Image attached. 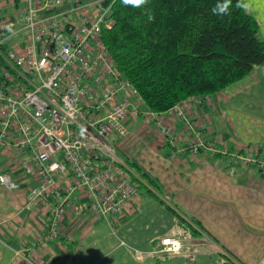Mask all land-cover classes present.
Instances as JSON below:
<instances>
[{
    "label": "built area",
    "instance_id": "1",
    "mask_svg": "<svg viewBox=\"0 0 264 264\" xmlns=\"http://www.w3.org/2000/svg\"><path fill=\"white\" fill-rule=\"evenodd\" d=\"M21 1L17 33L24 35L25 45L1 53L0 154H9L0 168V188L17 191L19 173L32 180L27 201L52 206L36 246L57 238L58 220L77 200L75 193L81 192L90 217L107 224L139 201L133 178H140L115 145L129 136L126 122L151 119L164 142L175 146L176 139L149 112L103 43V31L113 26L110 6L57 11L63 0ZM185 107L177 105L168 115L183 118ZM188 147L226 154L198 137ZM247 158L264 167L251 154L240 157ZM161 246L167 254L181 250L173 238H163Z\"/></svg>",
    "mask_w": 264,
    "mask_h": 264
},
{
    "label": "crops",
    "instance_id": "2",
    "mask_svg": "<svg viewBox=\"0 0 264 264\" xmlns=\"http://www.w3.org/2000/svg\"><path fill=\"white\" fill-rule=\"evenodd\" d=\"M100 1L63 0L62 7L57 11L85 8L92 11V7ZM241 2L244 10L258 23L259 36L264 41V0ZM22 17L21 0H0V30L10 32L0 41V69L1 53L9 49H21L25 45L26 38L17 33ZM245 93L249 96L247 114L236 112L246 110L245 107H237V99L246 98L243 96ZM232 102L234 106L228 107L232 113L230 117L226 106ZM189 111L190 121L196 130L193 129L192 133L182 132L178 121H165L166 128L182 140V147L186 142H194L198 132L207 143L225 148L232 155L236 151L235 154H242L249 147V154L258 161H264V64L255 68L244 81L191 104ZM140 119L126 122L129 136L115 141L119 154L128 162L136 163L159 182L160 190L168 191L167 198L173 204L177 193L184 192L186 198L179 202L185 205L186 210H190L193 214L191 217L204 224L214 237L221 240L223 248L231 249L234 254L259 252L256 244L251 243L252 239H248L250 234L242 235L238 231L242 222L245 229L253 231L252 238H264V167L240 163L233 157L224 159L222 155L210 154L202 148L195 153L188 146L172 154L146 119L143 118L145 123L140 129L137 128ZM219 120L223 122V131L217 127ZM5 163H8V157L0 156V168ZM17 179L21 181L17 191L7 193L0 188V264H98L103 259H109L106 264H145V260H136L134 252L150 253L159 246L161 239H177L176 235L161 236L146 225L148 213L155 207L153 200L159 203L151 196V199L143 201L141 193L137 203L125 208L122 215L110 218L109 228H113V235L106 225L90 217L85 201L79 194L81 192H78L74 195L77 200L58 220L59 232L71 238L70 244L52 239L34 246L43 230L44 220H48L51 215L52 206L29 203L26 195L32 180L25 179L19 173ZM231 206L235 207L233 212L228 209ZM174 210L176 213L177 209ZM230 213L234 215L232 220H229ZM143 216L145 218L141 223ZM147 230L150 234L146 233ZM174 231L177 233V227ZM120 242L126 246H120ZM135 244L148 249L140 251ZM261 253H264V249ZM95 258L96 263L93 262Z\"/></svg>",
    "mask_w": 264,
    "mask_h": 264
},
{
    "label": "trees",
    "instance_id": "3",
    "mask_svg": "<svg viewBox=\"0 0 264 264\" xmlns=\"http://www.w3.org/2000/svg\"><path fill=\"white\" fill-rule=\"evenodd\" d=\"M97 6H110L113 26L103 31V43L151 113L167 115L192 98L199 102L217 95L264 64L258 23L241 0H105ZM9 34L0 30V41ZM170 134L176 139L175 146L164 144L172 154L190 143L182 147V140ZM129 165L140 178H133L138 192L144 189L163 204L159 182L136 163ZM91 218L110 229V219L107 224ZM185 219L189 225L201 224L192 217ZM55 239L71 242L60 232ZM222 258L225 264H234Z\"/></svg>",
    "mask_w": 264,
    "mask_h": 264
},
{
    "label": "rangeland",
    "instance_id": "4",
    "mask_svg": "<svg viewBox=\"0 0 264 264\" xmlns=\"http://www.w3.org/2000/svg\"><path fill=\"white\" fill-rule=\"evenodd\" d=\"M104 7V6H102ZM107 7V6H106ZM93 10L98 8V6L92 7ZM91 10V9H89ZM255 95V90H253V96ZM243 96H245L246 98H241V99H237V107L241 108L245 107V109L247 108L248 105V93H245ZM143 99V98H142ZM193 101L195 100L194 98H192ZM196 102V101H194ZM194 104V103H188L187 101L185 102L186 107ZM234 106L233 102L229 103L226 106V111L227 113L230 115V117L232 116V113L228 110V107L232 108ZM184 108V117H179L177 115H172L169 116L168 114H162V115H157L156 114V120L160 121L163 126L166 128V120H173V121H178L181 124V128H182V132L188 131V127L191 126L193 127V129L195 128L194 124H192V122L190 121V111L187 108ZM236 112H241L243 114H247L248 110L246 109L245 111H236ZM251 112V111H250ZM155 114V113H154ZM252 114H254V112H252ZM146 119V118H144ZM141 121H139L140 123L137 125V128H141L143 126L142 123H145L144 120L140 119ZM147 122H149V126H151L152 128L155 127L154 122L151 119H146ZM219 125L217 126L219 131H223L221 129L222 127V120L218 121ZM193 125V126H192ZM195 130V129H194ZM156 131L158 132V130L156 129ZM196 131V130H195ZM173 134V133H172ZM176 136V135H174ZM195 137L200 138L207 146L209 147H214L218 150H224L226 152L225 155H222L220 152H218L217 154L222 155V157L224 159L229 158V157H233L237 160H239L240 163H245L250 165L251 164V158H247L246 160L240 159L241 156H250V154L248 153V148L244 149V153H239L236 154L237 151L232 155V153L230 151H228L227 149H221V147L219 146L218 148L215 147V144H211V143H207L203 137L196 132ZM203 149V148H202ZM243 152V151H242ZM5 154H9V152H2L0 154V156H4ZM238 155L240 157H238ZM252 156V155H251ZM162 157V156H161ZM164 159V156L162 157ZM253 165V164H251ZM258 168H260L259 166H257ZM164 184H166L165 186H167V182H163ZM167 190H164L161 192H159V194L161 195L160 197L162 198V202L163 204L157 203L155 200H153V203L155 205V207L151 208V211L148 213L149 217L146 218L145 223L146 225L148 224L150 229L152 230H156L161 236L165 235V236H173L176 235L177 239H175L176 241H181L180 246H181V250L177 253L174 254H167L164 251V248L161 246V240L159 243V246H156V248L154 247L153 252L150 253H142V252H134V255L136 256V260L139 261L140 259L137 258L138 255H140L139 257H141V259L145 262V264H225V259L222 257H227L229 258V260L231 262H233L234 264H264V253H261V251L264 249V238L261 236H256L255 238H252L253 236V231L251 230H247L245 229V224H243L242 222L239 225V229L242 235L245 234H250L248 239H252L251 243H255L256 244V249L259 250V252L256 253H249V254H234L231 252V249H227L226 247H222L221 245V240L218 237H214L213 236V232L210 231L207 227H205L204 224H202L200 221L201 226L197 225L196 223L190 222L189 223L186 221L185 218H190L191 216H193V214L190 212V210H186L185 209V205L183 203H180L179 201L183 200V198H186L184 195V192H179L177 193V198L174 200L175 204H173L171 199L167 198ZM142 193V198L143 201L144 200H149L151 199L150 195L144 190H141ZM177 209L176 213L174 212V209ZM235 207H228V209L230 210V212H233ZM242 210V208L240 209V211ZM231 218L229 220H232L233 218V214L230 213ZM228 216V214H227ZM238 217V215H236ZM145 218V216L142 217L141 219V223L143 221V219ZM193 218V217H192ZM239 218V217H238ZM173 219H175V221L173 222ZM240 220V219H239ZM191 221V219H190ZM177 227V233H174V228ZM192 228L195 232L192 233ZM113 228H111V232H113L112 230ZM148 234H150L147 230ZM113 234V233H112ZM115 235V232L114 234ZM172 238V237H171ZM174 239V238H173ZM180 239V240H178ZM144 245V244H143ZM147 245V244H145ZM126 246V245H125ZM135 247H137V249H139L140 251H147L148 248H146V246H138V245H134ZM205 247L204 249H200L199 247ZM240 248V247H239ZM243 248V247H242ZM240 248V249H242ZM244 249V248H243ZM242 249V250H243ZM197 251H202L203 253L201 254H196L195 252ZM99 259V258H98ZM97 258H95L93 260V262L96 263ZM109 261V259H103L102 261L99 260L98 264H106Z\"/></svg>",
    "mask_w": 264,
    "mask_h": 264
}]
</instances>
